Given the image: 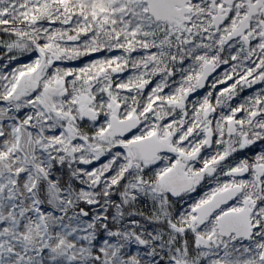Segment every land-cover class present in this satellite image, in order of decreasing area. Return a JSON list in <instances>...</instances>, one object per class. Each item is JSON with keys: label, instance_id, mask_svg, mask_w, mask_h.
<instances>
[{"label": "snow or ice", "instance_id": "snow-or-ice-1", "mask_svg": "<svg viewBox=\"0 0 264 264\" xmlns=\"http://www.w3.org/2000/svg\"><path fill=\"white\" fill-rule=\"evenodd\" d=\"M0 264H264V0H0Z\"/></svg>", "mask_w": 264, "mask_h": 264}, {"label": "rangeland", "instance_id": "rangeland-1", "mask_svg": "<svg viewBox=\"0 0 264 264\" xmlns=\"http://www.w3.org/2000/svg\"><path fill=\"white\" fill-rule=\"evenodd\" d=\"M87 59H89V57H84V58H82L81 61H75V62H70V63H73V64H79V63H82L83 60H87Z\"/></svg>", "mask_w": 264, "mask_h": 264}]
</instances>
